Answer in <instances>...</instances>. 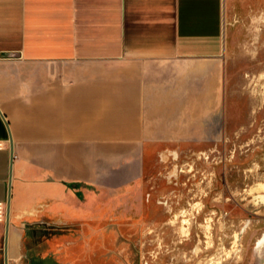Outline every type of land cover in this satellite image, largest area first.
I'll use <instances>...</instances> for the list:
<instances>
[{
    "label": "crops",
    "instance_id": "crops-1",
    "mask_svg": "<svg viewBox=\"0 0 264 264\" xmlns=\"http://www.w3.org/2000/svg\"><path fill=\"white\" fill-rule=\"evenodd\" d=\"M241 2L0 0V55L35 66L0 77L9 264L25 261L32 224L85 214L102 191L139 179L151 150L224 133L226 19ZM256 245L252 264H264V237Z\"/></svg>",
    "mask_w": 264,
    "mask_h": 264
},
{
    "label": "rangeland",
    "instance_id": "rangeland-1",
    "mask_svg": "<svg viewBox=\"0 0 264 264\" xmlns=\"http://www.w3.org/2000/svg\"><path fill=\"white\" fill-rule=\"evenodd\" d=\"M226 31L224 133L151 150L139 179L102 191L85 214L32 224L22 237L23 264L26 255L31 264H252L260 255L264 0L230 9ZM0 65L1 78L35 68L16 55H0ZM48 66L55 76L68 69Z\"/></svg>",
    "mask_w": 264,
    "mask_h": 264
},
{
    "label": "water",
    "instance_id": "water-1",
    "mask_svg": "<svg viewBox=\"0 0 264 264\" xmlns=\"http://www.w3.org/2000/svg\"><path fill=\"white\" fill-rule=\"evenodd\" d=\"M14 158V150L12 143V160ZM13 174V167L11 165V180ZM10 216H11V196H9L7 201V217H6V226H5V254H6V264H9L8 258V244H9V232H10Z\"/></svg>",
    "mask_w": 264,
    "mask_h": 264
},
{
    "label": "built area",
    "instance_id": "built-area-1",
    "mask_svg": "<svg viewBox=\"0 0 264 264\" xmlns=\"http://www.w3.org/2000/svg\"><path fill=\"white\" fill-rule=\"evenodd\" d=\"M4 148V144L0 142V149ZM7 217V202L0 201V223H5Z\"/></svg>",
    "mask_w": 264,
    "mask_h": 264
},
{
    "label": "bare ground",
    "instance_id": "bare-ground-1",
    "mask_svg": "<svg viewBox=\"0 0 264 264\" xmlns=\"http://www.w3.org/2000/svg\"><path fill=\"white\" fill-rule=\"evenodd\" d=\"M263 197H264V195H263ZM262 242L260 241V244H261Z\"/></svg>",
    "mask_w": 264,
    "mask_h": 264
}]
</instances>
